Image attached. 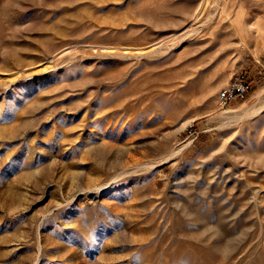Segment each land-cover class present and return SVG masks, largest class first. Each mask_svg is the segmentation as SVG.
<instances>
[{
    "label": "rangeland",
    "instance_id": "1",
    "mask_svg": "<svg viewBox=\"0 0 264 264\" xmlns=\"http://www.w3.org/2000/svg\"><path fill=\"white\" fill-rule=\"evenodd\" d=\"M0 264H264V0H0Z\"/></svg>",
    "mask_w": 264,
    "mask_h": 264
},
{
    "label": "built area",
    "instance_id": "2",
    "mask_svg": "<svg viewBox=\"0 0 264 264\" xmlns=\"http://www.w3.org/2000/svg\"><path fill=\"white\" fill-rule=\"evenodd\" d=\"M250 85L251 80L245 71L232 74L227 84L217 94L219 107L224 108L233 101L244 99L249 92ZM188 132L190 135L195 134L192 123L188 125Z\"/></svg>",
    "mask_w": 264,
    "mask_h": 264
}]
</instances>
